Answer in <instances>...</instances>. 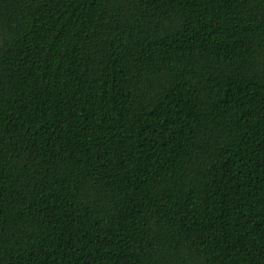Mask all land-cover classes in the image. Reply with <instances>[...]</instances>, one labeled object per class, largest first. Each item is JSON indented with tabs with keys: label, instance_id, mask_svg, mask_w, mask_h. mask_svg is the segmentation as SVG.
<instances>
[{
	"label": "trees",
	"instance_id": "1",
	"mask_svg": "<svg viewBox=\"0 0 264 264\" xmlns=\"http://www.w3.org/2000/svg\"><path fill=\"white\" fill-rule=\"evenodd\" d=\"M0 264H264V0H0Z\"/></svg>",
	"mask_w": 264,
	"mask_h": 264
}]
</instances>
